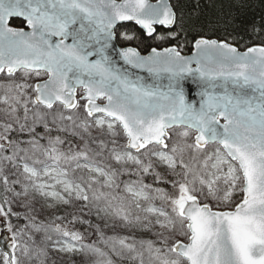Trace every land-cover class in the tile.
<instances>
[{
    "label": "snow or ice",
    "instance_id": "1",
    "mask_svg": "<svg viewBox=\"0 0 264 264\" xmlns=\"http://www.w3.org/2000/svg\"><path fill=\"white\" fill-rule=\"evenodd\" d=\"M257 3L0 0V264H264Z\"/></svg>",
    "mask_w": 264,
    "mask_h": 264
},
{
    "label": "trees",
    "instance_id": "2",
    "mask_svg": "<svg viewBox=\"0 0 264 264\" xmlns=\"http://www.w3.org/2000/svg\"><path fill=\"white\" fill-rule=\"evenodd\" d=\"M228 2H229V0H223V3L225 5V7H224L225 12H227L229 10L227 7ZM252 3L255 4L256 7L251 9V10L244 9V10H233V11L234 12H240L242 15L246 16L248 20L252 19L253 14H255L257 19H258L259 5L257 3V0H252ZM207 4H208V0H202V7L204 5H207ZM219 4H220V0H217V6L215 8H211V7L206 8L205 10H206L207 14L212 15V16L218 15L220 12ZM129 27H132V25H129ZM228 31L232 32L231 27H229ZM218 35H220V38H224L225 34H224L223 25L220 26ZM232 36L235 37V39L233 40L230 38V42L235 43L236 46L238 48H240V50H242V51L244 50L245 46H251L252 44H259L260 43L259 40L253 39L251 34L248 32H245L243 29H238L237 31L232 32ZM240 37H243V38L241 39ZM132 46H136V45L133 44ZM141 50H143V47H141ZM186 54H188V53H186ZM125 179H126V177H125ZM105 233H106V235H110V234H107V231ZM95 239H96V237L89 235L88 237H86V242L91 243Z\"/></svg>",
    "mask_w": 264,
    "mask_h": 264
},
{
    "label": "water",
    "instance_id": "3",
    "mask_svg": "<svg viewBox=\"0 0 264 264\" xmlns=\"http://www.w3.org/2000/svg\"><path fill=\"white\" fill-rule=\"evenodd\" d=\"M131 25V24H129ZM242 51V50H241ZM190 54V53H189ZM118 60V57H115ZM122 64V61L120 62ZM129 72L133 73L136 76H141L145 79L146 82L151 83L152 78L149 76L147 72L141 71L139 69H128ZM5 246L3 237L0 236V248H3Z\"/></svg>",
    "mask_w": 264,
    "mask_h": 264
},
{
    "label": "rangeland",
    "instance_id": "4",
    "mask_svg": "<svg viewBox=\"0 0 264 264\" xmlns=\"http://www.w3.org/2000/svg\"><path fill=\"white\" fill-rule=\"evenodd\" d=\"M133 211H136V210H133ZM57 214H59V213H57ZM106 231H107V234L113 235V230L112 229H105V232ZM115 232L119 233L120 235H127L128 234L127 231L119 229V228L116 229ZM137 238H140V234H137ZM144 238H148V235L144 234ZM76 259L80 260L81 257L77 256Z\"/></svg>",
    "mask_w": 264,
    "mask_h": 264
},
{
    "label": "flooded vegetation",
    "instance_id": "5",
    "mask_svg": "<svg viewBox=\"0 0 264 264\" xmlns=\"http://www.w3.org/2000/svg\"><path fill=\"white\" fill-rule=\"evenodd\" d=\"M141 51H142V54H143V53H144L143 50H141ZM144 54H145V53H144Z\"/></svg>",
    "mask_w": 264,
    "mask_h": 264
}]
</instances>
